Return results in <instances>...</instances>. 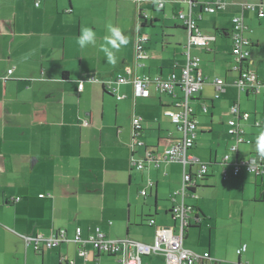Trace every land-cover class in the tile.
<instances>
[{
  "label": "crops",
  "instance_id": "0c3cea01",
  "mask_svg": "<svg viewBox=\"0 0 264 264\" xmlns=\"http://www.w3.org/2000/svg\"><path fill=\"white\" fill-rule=\"evenodd\" d=\"M224 1L216 12L200 13L202 4L193 8L200 32L214 36L206 48L190 50L200 58L206 79L190 100L197 118L190 152L208 164V173L185 198L194 211L182 246L209 252L203 264H264V174L232 169L236 160L261 164L254 139L264 130V90H238L231 50L233 19L242 16L251 42L246 67L264 77V16L243 7L264 0ZM161 3L157 11L154 0H0V264H66L64 256L76 264H123L124 251L108 254L87 241L82 245L89 251L86 260L72 241L38 250L33 240L27 244L26 237L47 238L59 228L71 240L77 227L84 238L100 227L111 239L143 243L154 241L158 226L176 235L181 231L172 208L183 198L172 197L183 186L184 164L163 153L183 136L165 113L179 110L181 87L175 97L151 84L149 94L138 97L130 80L116 83L114 91L106 85L119 74L165 79L187 64L188 29L177 13L187 11L189 3ZM109 23L130 41L117 53L115 66L98 47L80 49L76 43L82 26L92 27L102 43ZM138 32L148 35V57L136 66ZM216 78L224 80L221 91ZM236 103L250 113L238 118L242 141L228 129ZM135 116L142 118L144 146H132ZM146 148L159 162L138 170L131 160L144 159ZM244 244L247 250L239 255ZM165 263L163 253L140 257V264Z\"/></svg>",
  "mask_w": 264,
  "mask_h": 264
},
{
  "label": "built area",
  "instance_id": "2783aa9c",
  "mask_svg": "<svg viewBox=\"0 0 264 264\" xmlns=\"http://www.w3.org/2000/svg\"><path fill=\"white\" fill-rule=\"evenodd\" d=\"M189 2L190 0H185ZM39 4V1L36 3ZM162 4V3H161ZM213 4V5H212ZM211 5L205 4L202 9L209 12H216L217 9L224 8L226 2L224 0H214ZM244 9L258 10L257 12L262 17L264 16V2L253 3L247 2L243 4ZM177 16L183 20L188 29V44H187V55L188 61L187 64L182 68L180 74L177 72H171L167 78L163 79L159 75L157 77H150L149 75H133L131 78H128V75L119 74L114 82L106 84L108 87H112L113 91L117 89L115 86L116 83L128 82L129 80L133 83L134 93L136 96H147L149 94V86L154 84L161 91L169 93L177 97L176 88L179 86L182 89L183 95L177 102L179 110L174 111L167 109L165 113L169 115L176 125V127L182 131L183 136L177 140L172 146H169L165 149L164 156L168 160L180 161L184 164V175H183V186L181 190L174 192L173 200L176 201L175 195H182L183 200L175 203L172 208V215L175 220L179 221L181 224V231L178 235L174 234L170 228L158 226L155 239L152 243H143L139 241H132L126 239L115 240L108 237L106 232L101 230L100 227H96L94 232L90 233L88 237H83V230L81 227L75 229V235L71 239L68 238L67 230L64 228H59L54 230L49 237H43L38 235L35 238L26 237L27 244L35 242V248L38 250L43 245L47 247H56L61 245L63 242L72 241L79 244L81 247L78 249V255L82 256L85 260L89 257V251L85 249L82 245L85 244V241L90 242L94 249L103 250L108 254H116L119 251H124L126 256L124 257L123 264H140L141 255H149L152 253H163L166 259L165 264H203V261L209 258V252L197 253L191 250L184 248L183 238L185 226L189 224V218L191 217L193 206L186 203L185 198L188 196L189 190L187 187H191L196 184L197 180L205 178L208 173V164L206 162H200L190 150L193 148L195 143L196 136V127H197V118L193 116L194 108L191 106V99L195 92L202 89L203 84L205 83V77L202 75V71L199 68L200 58L197 56L191 55L192 46H198L200 48H206L212 38L210 36H205L200 32L199 26L197 24L198 17L194 14L193 9L190 7L187 11H179ZM202 16L201 14L198 15ZM243 17L237 16L233 19V29H232V40L233 48L232 55L234 58V69L240 70V75L236 80V84L239 87L238 90L242 92L250 93H259L261 90H264V77H258L256 73L246 67V64L250 58V45L251 42L248 38L245 37L244 32L246 30L245 24H243ZM148 35L145 33H139L135 42V62L136 66L141 65L143 59H147L148 54L145 48V42L148 40ZM12 72V69L9 70ZM127 73H132V69L128 68ZM216 84V89L221 91L224 86V80L222 78H216L214 80ZM83 82L79 84V88L83 89ZM216 96H219L217 94ZM122 95L118 96V99H121ZM206 109V108H205ZM231 113L234 116L228 120L229 133L232 136H236L238 141H242L240 136L241 128L238 118L248 119L250 116L249 112H241L239 104H234L231 107ZM85 124H88V121L85 120ZM133 137H132V146H144L145 142L141 139L140 134L143 129L142 118L135 116L133 118ZM232 150L236 151L237 146H232ZM145 158L135 159L132 158L131 165H133L138 170L143 169L147 164L156 160L158 164L159 159L155 156L154 151L146 148ZM225 162L229 160V155H224ZM197 164L195 170H191L190 166ZM245 167L247 170L256 173L257 175L264 174V165L263 164H254L250 160L242 159L240 161H235L233 163V173L238 174L241 168ZM224 175L227 176L228 173L225 171ZM150 185L153 186V182H150ZM191 192V191H190ZM141 193L145 195L146 190H141ZM192 193V192H191ZM193 194V193H192ZM43 196V195H41ZM149 224H155V220L152 218L149 220ZM135 248V253L133 249ZM247 246L244 244L238 250L237 253L241 255L243 251L245 252ZM204 259V260H203ZM62 261L66 264H76L74 259H69L66 256L62 258ZM98 264V263H96ZM238 264H251L248 261H238Z\"/></svg>",
  "mask_w": 264,
  "mask_h": 264
},
{
  "label": "clouds",
  "instance_id": "9594fccd",
  "mask_svg": "<svg viewBox=\"0 0 264 264\" xmlns=\"http://www.w3.org/2000/svg\"><path fill=\"white\" fill-rule=\"evenodd\" d=\"M154 4L157 5V11L162 7L160 0H154ZM107 31L109 34L103 38L102 43L98 44L97 32L92 27L82 26L76 43L80 49H86L89 46L98 47V50L104 54L107 63L115 66L118 60L117 53L126 47L130 41L119 26L109 23ZM254 145L258 155L264 157V130H260L255 135Z\"/></svg>",
  "mask_w": 264,
  "mask_h": 264
},
{
  "label": "water",
  "instance_id": "95a60500",
  "mask_svg": "<svg viewBox=\"0 0 264 264\" xmlns=\"http://www.w3.org/2000/svg\"><path fill=\"white\" fill-rule=\"evenodd\" d=\"M188 3H189V7H191L192 9L195 8V7H197L199 4L200 5L202 4L201 5V9H202L204 7V5H205L206 2L205 1H199V0H190ZM203 11L204 10L202 9V11L200 13H203ZM211 37H214V36H211ZM235 70H237L239 72V75H240V70L239 69H235ZM153 162L156 163V160H154Z\"/></svg>",
  "mask_w": 264,
  "mask_h": 264
},
{
  "label": "trees",
  "instance_id": "16d2710c",
  "mask_svg": "<svg viewBox=\"0 0 264 264\" xmlns=\"http://www.w3.org/2000/svg\"><path fill=\"white\" fill-rule=\"evenodd\" d=\"M140 18H142V17H140ZM261 164L264 165V157H261ZM259 176H260V178H262L263 175L260 174ZM187 190H189V187H187ZM193 211H194V207H193Z\"/></svg>",
  "mask_w": 264,
  "mask_h": 264
},
{
  "label": "rangeland",
  "instance_id": "374dc122",
  "mask_svg": "<svg viewBox=\"0 0 264 264\" xmlns=\"http://www.w3.org/2000/svg\"><path fill=\"white\" fill-rule=\"evenodd\" d=\"M177 20H179L181 23H183V20H182V19H180V18H177Z\"/></svg>",
  "mask_w": 264,
  "mask_h": 264
}]
</instances>
